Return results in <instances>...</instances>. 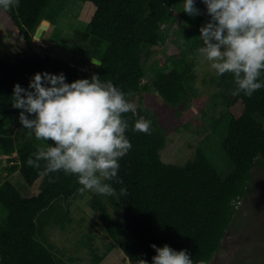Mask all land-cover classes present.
I'll use <instances>...</instances> for the list:
<instances>
[{
    "label": "trees",
    "instance_id": "trees-1",
    "mask_svg": "<svg viewBox=\"0 0 264 264\" xmlns=\"http://www.w3.org/2000/svg\"><path fill=\"white\" fill-rule=\"evenodd\" d=\"M81 1L91 4L94 12L88 29L76 30L71 41L76 61H64L46 48L15 60L0 49V165L7 163L6 177L0 182V264H64V255L56 250L48 230H62L76 216L77 221H84L71 208L77 197L87 193L91 195V209L98 213L106 233L130 264H138L140 259L152 264L156 255L153 244L187 250L194 264H208L236 212L234 202L246 194L252 169L264 166V88L251 97L242 92L228 97L222 88L225 82L234 81L235 90L234 77L218 76V97L225 108L221 118L227 119L221 147L233 166L226 177L220 175L201 147L182 166L164 162L160 151L166 138L154 129V122L150 135L132 131L134 122L140 117L149 120L151 111L139 104L135 112L125 114L132 148L119 161L117 175L123 184L104 181L116 190V195L106 196L116 210L115 218H111L98 194L80 191L75 175H43V161L39 169L27 165L28 158L43 143L34 135L30 139L29 130L19 122L22 110L12 107L14 85L27 89L36 73H63L67 83L98 74L102 82L111 81L129 100L141 91L155 90L165 103L179 107L191 93L186 86L194 79L200 28L209 15L204 5L196 4L201 14L189 16L183 11L184 0ZM65 3L19 0L18 7L0 9V24L35 47L42 32L56 23ZM176 11L182 18L180 40L169 46L168 57L161 65L154 61L146 68V50L165 42L162 26L173 22ZM147 74L151 75L150 82L142 84ZM220 120L212 121L213 130ZM10 125L16 130L12 132ZM13 153L16 155L12 157ZM122 187L127 195H120ZM88 254L92 264H99L106 256L97 247H90Z\"/></svg>",
    "mask_w": 264,
    "mask_h": 264
},
{
    "label": "clouds",
    "instance_id": "clouds-1",
    "mask_svg": "<svg viewBox=\"0 0 264 264\" xmlns=\"http://www.w3.org/2000/svg\"><path fill=\"white\" fill-rule=\"evenodd\" d=\"M201 2L206 5L210 20L200 28L199 55L210 63L217 76L233 75L237 85L233 96L242 92L251 97L264 88V0ZM18 6L19 0H0V9ZM183 11L189 16L201 14L196 0H184ZM12 97V107L22 110L19 122L29 130V138L34 135L38 141L54 144L39 147L26 161L29 167L39 169L43 161V175H75L82 193L116 195L112 185L104 181L123 184L117 175L119 161L132 148L126 135L130 126L125 114L136 108L122 90L111 81L102 82L98 74L67 83L63 73L45 72L36 73L27 89L15 84ZM151 123L140 117L132 131L150 135ZM127 194L122 187L120 195ZM151 247L156 252L152 264H194L187 250L176 251L168 245ZM138 264L148 261L140 259Z\"/></svg>",
    "mask_w": 264,
    "mask_h": 264
},
{
    "label": "rangeland",
    "instance_id": "rangeland-1",
    "mask_svg": "<svg viewBox=\"0 0 264 264\" xmlns=\"http://www.w3.org/2000/svg\"><path fill=\"white\" fill-rule=\"evenodd\" d=\"M196 4L204 5L201 0H196ZM93 12L94 8L89 3L66 0L56 23L44 30L45 34L39 37L44 39L42 43L46 44L47 52L67 62L76 61L71 41L76 30L88 29V21ZM175 16L173 22L162 26L165 42L146 50L148 57L143 59L146 68L154 61L161 65L162 60L168 57L169 46L177 44L180 40L182 18L179 11H176ZM209 20L210 17L205 22ZM39 39L35 42V47H32L0 24V49L15 60L19 55H34L35 49L41 48ZM198 49L194 54V79L186 86L191 91L186 103L172 107L165 103L155 90L141 91L130 102L135 106L143 104L151 111L149 120L154 122V129L159 130L166 138L165 146L160 151L164 162L182 166L192 159L195 151L201 147L210 163L222 177H226L231 173L233 166L221 147L227 125L226 117L221 118L225 108L218 97V76L211 69L210 63L199 55ZM168 68H171L170 64ZM150 79L151 75L147 74L142 84L149 83ZM223 88L222 91L229 94L228 97L233 96L234 81L225 82ZM218 119L221 120L213 130L212 121ZM9 129L13 132L16 127L10 125ZM42 143L45 148L47 144L51 145L48 141L45 142L47 144L43 141ZM15 155L13 153L12 157ZM6 166L7 163L4 162L0 165V182L6 177ZM13 179L16 180L17 177L14 176ZM90 196L87 193L77 197L71 208L85 220L77 221L76 216L62 230L51 227L48 230L49 239L54 243L56 250L64 255V264H92L88 254L90 247L101 248L106 252L99 264H130L118 245L106 233L98 213L91 209ZM99 196L109 216L115 218L116 210L113 204L105 195ZM234 207L236 212L221 240L220 248L212 255L208 264H264V166H255L252 169L246 194L234 202ZM118 213L121 215L122 211L119 209Z\"/></svg>",
    "mask_w": 264,
    "mask_h": 264
},
{
    "label": "water",
    "instance_id": "water-1",
    "mask_svg": "<svg viewBox=\"0 0 264 264\" xmlns=\"http://www.w3.org/2000/svg\"><path fill=\"white\" fill-rule=\"evenodd\" d=\"M41 35H42V34H41ZM41 35H40V36H41ZM91 61H92L93 63H95V64H99V63H100V61L97 60V59H92Z\"/></svg>",
    "mask_w": 264,
    "mask_h": 264
},
{
    "label": "built area",
    "instance_id": "built-area-1",
    "mask_svg": "<svg viewBox=\"0 0 264 264\" xmlns=\"http://www.w3.org/2000/svg\"><path fill=\"white\" fill-rule=\"evenodd\" d=\"M40 40V39H39ZM39 45L44 47V44L42 43V40H40Z\"/></svg>",
    "mask_w": 264,
    "mask_h": 264
},
{
    "label": "crops",
    "instance_id": "crops-1",
    "mask_svg": "<svg viewBox=\"0 0 264 264\" xmlns=\"http://www.w3.org/2000/svg\"><path fill=\"white\" fill-rule=\"evenodd\" d=\"M44 34H45V32H44ZM44 34H43V35H44ZM42 40H44V39H42ZM44 44H45V43H44ZM44 46H45V47H46V49H47V46H46V44H45ZM36 51H37V50H36Z\"/></svg>",
    "mask_w": 264,
    "mask_h": 264
}]
</instances>
